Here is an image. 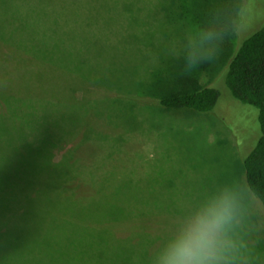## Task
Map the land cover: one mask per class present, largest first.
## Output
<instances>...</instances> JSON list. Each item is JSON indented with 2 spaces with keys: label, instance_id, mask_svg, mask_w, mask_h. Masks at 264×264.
<instances>
[{
  "label": "rangeland",
  "instance_id": "obj_1",
  "mask_svg": "<svg viewBox=\"0 0 264 264\" xmlns=\"http://www.w3.org/2000/svg\"><path fill=\"white\" fill-rule=\"evenodd\" d=\"M72 1L62 7L39 6L46 16L47 10L60 15V20L52 25L42 16L33 21L34 12L30 8H37L28 2L24 6L29 18L24 19V29L17 33L33 53L48 55L47 60L57 58V63L68 66L73 74L62 73L50 64V70L42 69L32 78L30 86L14 73V67L4 75L3 82L0 79V85L4 83L20 94L3 104L18 131H12L7 123L5 128L0 117V259L10 260L12 264H30L35 247L42 254L43 264H148L159 244L158 237L172 232L166 229L170 226L167 222H179L186 211L185 204L177 200L186 202L187 183L198 188L202 184L197 178L211 186L215 184L213 180L217 185H232L233 175L239 180L238 151L240 148L245 152L254 135L256 111L236 101L219 99L216 108L226 112L230 125L221 124L210 114L198 115L201 117L197 122L186 124L165 116V112L151 110H143L132 121L127 110L121 108L122 101L113 100L120 94L108 88H122L135 79L150 80L145 72L147 58L154 52L152 47L159 45L162 33L154 13L167 0ZM244 2V9H250L249 23L240 28L247 33L264 23V0ZM10 6L21 7L19 1ZM186 39L189 40L183 35L179 45H185ZM225 45L230 48L233 43L226 41ZM128 47L139 53L151 52L137 59H117L116 55ZM218 47H212L213 55L210 53L201 60L210 63L209 69L198 71L201 61L189 67L182 60L186 68L181 78L177 73L170 74L169 77L176 76V82L161 85L158 92L148 89L145 95L158 98L168 92L205 85L214 76L215 71H211L214 58L227 51ZM156 58L154 54L152 59ZM190 71L194 72L193 76ZM79 72L92 76V82H100L104 88L80 81ZM107 94L111 96L106 97ZM90 114L98 119L99 126L109 128L91 133L86 125ZM151 123L158 124L159 129L149 126ZM165 126L173 133L161 135ZM17 132L19 135L23 132V146L27 149L24 156L18 155L20 140L14 141ZM89 133L94 145L90 139L84 142ZM44 140L48 143L44 144ZM84 153H92L89 158L91 188L82 186L80 178L62 180L67 178V171L57 179L60 176L52 163L67 158L66 154L82 156ZM189 156L197 174L180 170L187 167L184 160ZM239 186L245 202L244 217L250 216L253 220L245 226V241L240 238L243 235L239 240L246 246L249 264H264V249H258L257 255L252 247L264 243L261 222L257 220L260 206ZM118 187L122 189L120 192H116ZM112 206L111 221L117 224L113 226L109 222L111 228H105L107 232L69 226L64 219L57 218L60 212H66L69 219L88 224L76 216L88 217L86 220L91 222L94 215L97 217L103 209ZM128 213V217L148 219L146 230H129L131 225L124 218ZM163 222L167 225H161ZM85 251L89 254L77 261L74 254ZM50 252L55 253L53 257Z\"/></svg>",
  "mask_w": 264,
  "mask_h": 264
},
{
  "label": "trees",
  "instance_id": "obj_2",
  "mask_svg": "<svg viewBox=\"0 0 264 264\" xmlns=\"http://www.w3.org/2000/svg\"><path fill=\"white\" fill-rule=\"evenodd\" d=\"M16 1L20 2L21 7L10 6L12 3L15 4ZM231 1L235 4L232 5ZM28 2L29 4H32L34 8H37H30L32 12H34V15L31 18L33 21H38V17L42 16L45 20H47L49 25H52L50 23L55 24L60 20V15L55 11L51 12V10H47V16L44 15L43 11L40 10L41 5L43 4V7L47 6L50 8L54 6L62 7V5L73 1L0 0V79L3 82L2 78L4 75L8 74L13 67V69H15L14 73L27 80L26 85L29 86L34 76L39 75L42 72V69L47 71L49 69L48 67H51L52 65L62 73L68 72L73 74L68 66L57 63V58L48 57L47 60L48 55L44 56L38 53H33L30 45L27 44L23 36L17 33L24 29V19L27 17L29 18L25 12L27 7L24 6ZM244 5V0H167L162 6H159L157 11L154 13L158 23L162 26V33L160 34L161 40L159 45L155 49V46L152 47V51L154 52L147 58L148 64L145 67V72L150 75V80L142 81L135 79L136 81L127 82L122 88L116 85L118 88L109 87L108 89L116 90L118 94H120L115 96L113 100L122 101L121 108L123 106V109L125 108L127 110L126 114H128L130 119L132 117H136L137 114H140L143 110H151L152 112L155 111L157 113L159 111H162L161 113L165 112L163 113L164 115L166 114L165 116L188 124L197 122L200 119L199 117H201L198 115L210 114L213 117L215 116L221 124L227 126L230 124L229 118L226 116V112H220L219 108H216L219 99L229 101L231 103H233L232 101H236L254 109L256 111L255 116L253 115V120L256 124L254 129L255 132L250 142L247 144L245 152L240 151L238 144L239 151L237 162L240 163L241 166V175L239 180L233 175L235 183L232 185L239 190V184H241L244 191L250 196V198L259 203L260 212L257 215V220L261 222L262 233H264V23L262 21L254 29L247 33H243L241 28L234 23V19L237 12L240 9H244ZM200 29H204L205 31L209 29L216 31L218 33V39L213 42L212 47L216 46L217 48L220 46L218 48L223 47L227 50L225 51V54L221 55L220 53L214 58L211 64V66H214L211 70L215 71L213 73L214 76H212L205 85L195 89L190 88L187 90H181L180 92H168L160 97L158 96V98L148 96L150 94L145 95L148 89H150V92H158L157 90L160 89L161 85H169L173 82V80L176 82V76L172 78L169 77L170 74L176 75L177 73L178 78H181V75L184 74L186 68L183 66L184 62L182 60H185V50L188 39H186L185 45H179L180 39L183 38V35L190 39L192 34ZM226 41L233 43L232 47L227 48L225 45ZM162 45L163 48H161ZM229 49L230 51H228ZM150 52L151 51L139 53L128 47L125 48L121 54H117L116 58L137 59L140 55H146ZM211 52L214 53V50ZM213 53H211V55H213ZM154 54H157L156 59H152ZM207 67L208 69L210 68V63L201 61L200 67L198 66L197 70H205ZM79 73L80 74L78 75L80 76V81L94 84L102 89L104 88L102 85H99L101 84L100 82H92V79H90L92 76L88 77V74L82 72ZM193 73L194 72L190 71L192 76ZM28 87L25 88V91ZM25 91L23 92L25 93ZM19 95L20 94H15L12 89H9V86L1 83V124L4 125L5 128L9 125V128L12 131H18L17 125L11 119L8 112L3 107V104L5 105L6 101L13 99L14 96L18 97ZM108 96L111 95L107 94L106 97ZM88 102H90V100L84 102V104ZM97 120L98 119L93 114H90L86 121L87 128L92 131L91 133H101L104 132L106 128H109L107 125L99 126ZM89 124L92 125L93 128L90 127ZM151 124L152 125L149 126H152L156 130L159 129L158 124ZM112 125H114V123H112ZM103 127L105 129H103ZM163 128L164 130L160 133L161 135L165 132L173 133V131H170L167 126ZM129 130L132 129L129 128ZM133 130H136V128ZM91 133L86 135L84 142L88 139H90L88 141L92 142L90 137ZM47 134L48 133H46V135ZM16 135L17 136L14 137L15 143L17 140H20V143L17 144L20 151L18 155L24 156L27 154V149L23 146V132L21 135L17 132ZM243 138L244 136L241 137V139ZM46 143L48 142L45 141L44 144ZM245 153L247 154L244 156ZM91 154L92 153H84L82 156H70L66 154L67 158H61L59 163H52L54 170L57 171L58 176H60V178L56 176L57 179H61L63 174L67 171V178H63L62 180L69 178H72V180H78L80 178L83 181L82 186L91 188L93 186L89 178H93L89 166V158ZM184 161L187 162V167L185 166L180 170H188V172L190 171L196 173V166L193 164L194 162L191 157H186V160ZM208 179L210 178L208 177ZM196 180L200 181L202 184L198 188H193V186L188 183L186 184L187 190H189V194H185L186 197L188 196V202L187 200L186 202L181 201L180 199V201L177 200V202L185 204V213L189 211L209 190L217 186L216 180H213L215 182L213 186L203 184V181L200 178H197ZM120 188L121 187L116 188V192H120L122 190ZM73 206L77 205L74 204ZM80 209L82 210L81 206ZM57 210L60 212L61 208ZM65 213L66 212H60L61 215H58L57 218L64 219L69 226L76 225L79 228L88 227L89 229L94 228L107 232V229L105 230V228H111L108 226L109 222H113V226L117 224L116 221H111L113 219L112 216L114 215L113 206L109 207L107 210L103 209L97 217L94 215L95 219L91 221L94 224H91L90 220H86L89 219L88 217L76 216L77 219L88 222V224H83L82 222L80 223L69 219ZM70 215L73 217V214ZM106 216H108L109 219H105ZM128 216L129 213L124 218L127 219L128 223L131 225L129 230H137L135 232L146 230V227L148 226V219ZM251 220L250 216L243 218L244 225H240L237 232L238 239L240 235H243L240 238L245 241L247 236L245 226L248 223H252L253 220ZM100 223L102 225H99ZM167 223H169L170 226L166 229L173 231L179 222L169 221ZM167 223L163 222L161 225H167ZM46 224H48V221ZM241 229L242 231H240ZM167 234L168 233H163L158 238L161 239ZM263 244L252 246L254 248L253 252L256 253L258 249H264ZM36 249L37 248L34 247L30 254L33 259L30 264H43V261L41 260L42 254L39 249ZM49 254L53 257L55 253L50 252ZM86 254H89V252H76L74 257L77 261H81V257ZM256 254L258 255V252ZM0 264H12V261L0 259Z\"/></svg>",
  "mask_w": 264,
  "mask_h": 264
},
{
  "label": "clouds",
  "instance_id": "obj_3",
  "mask_svg": "<svg viewBox=\"0 0 264 264\" xmlns=\"http://www.w3.org/2000/svg\"><path fill=\"white\" fill-rule=\"evenodd\" d=\"M250 9H240L234 23L243 28L249 23ZM214 30L200 29L192 34L185 50L189 67L210 56ZM245 212L239 190L228 183L209 190L189 211L175 229L162 237L152 251L148 264H249L245 245L237 232Z\"/></svg>",
  "mask_w": 264,
  "mask_h": 264
}]
</instances>
